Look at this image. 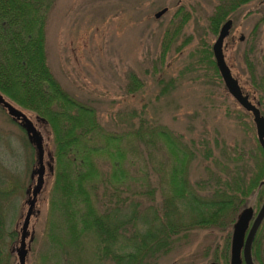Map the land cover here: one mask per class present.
Masks as SVG:
<instances>
[{
	"label": "rangeland",
	"instance_id": "rangeland-1",
	"mask_svg": "<svg viewBox=\"0 0 264 264\" xmlns=\"http://www.w3.org/2000/svg\"><path fill=\"white\" fill-rule=\"evenodd\" d=\"M217 3L218 0H55L45 27L47 64L64 90L96 109L105 131L125 136L140 126L158 125L180 135L193 150L208 146L214 157L222 161L241 154L243 159L238 161V166L243 163L248 166L254 162L251 157L259 146L253 117L227 92L218 69L216 72L206 59L202 60L203 41L212 51L217 37L209 29V17ZM164 7L168 10L156 18L154 14ZM185 18L186 22L177 29L179 21ZM230 18L236 37L242 34L245 40L237 39L235 43L229 38L225 40L226 61L243 89L255 98L254 104L261 102L259 107L264 114V86L258 88L254 83V79L258 82L264 74V0L241 5ZM174 31L177 35L162 55L164 35ZM132 73L143 86L129 93ZM161 80L173 82L165 94L161 93ZM19 108L42 132L46 161L47 151L54 154L53 133L48 123L44 118V122L38 121L32 111ZM135 137L133 134L132 139L124 138L122 144L127 163L131 162L126 167L134 176L138 175L136 172L147 174L146 180L156 187L158 201L162 196L159 170L168 168L167 155L161 142L148 148ZM55 163L53 158L54 173L45 169L43 188L37 195L36 213L29 225L33 239L26 264H110L96 261L97 244L92 233L82 235L76 243L69 240L62 245L51 240L53 222L56 234L66 237L61 216L55 212L51 217L50 213ZM35 164V149L25 131L0 106V189L11 192L5 214L8 230L16 233L15 239H6L2 250L9 252V257L1 255L0 264L18 261L10 248L19 245L21 223L27 210L26 190L35 182L30 178ZM210 164V168L219 169ZM98 166L104 177L110 174L108 161L98 158ZM188 169L192 184L206 176L205 163L199 160L192 161ZM100 183L99 195L104 194V184ZM141 183L135 176L131 185L140 189ZM143 183L146 184L144 180ZM129 186L123 191L130 193L133 188ZM111 189L108 187L104 202L113 203L116 199L114 195L108 196ZM141 203L147 205L144 200ZM231 231L230 226L225 232L217 228L195 229L179 238L172 250L153 264L216 262V252L227 246L226 237L229 233L231 239ZM261 232L264 236V225ZM259 239V252L263 256L264 237Z\"/></svg>",
	"mask_w": 264,
	"mask_h": 264
},
{
	"label": "trees",
	"instance_id": "trees-1",
	"mask_svg": "<svg viewBox=\"0 0 264 264\" xmlns=\"http://www.w3.org/2000/svg\"><path fill=\"white\" fill-rule=\"evenodd\" d=\"M250 1L218 0L209 17L211 33L217 34L231 13ZM54 2L0 0V92L15 105L44 118L53 133L56 173L50 213L51 217L59 213L68 238L56 234L53 222L51 240L62 245L69 240L76 243L82 235L92 233L97 244V262L153 264L172 250L179 238L195 229L217 228L225 232L244 207L251 206L256 213L264 200V147L257 146L251 157L254 162L239 167L241 154L219 160L208 146L193 150L180 135L158 125L140 126L136 133L125 136L110 133L103 129L93 106L64 90L46 57V20ZM185 22L186 18L181 19L177 29ZM175 31L165 33L162 55L177 35L178 30ZM203 45L202 60L206 59L217 72L210 46L204 41ZM261 77L258 82L253 78L258 88L264 86V74ZM160 82L162 94L173 87L172 81ZM142 86V81L130 74L128 92L138 91ZM133 134L148 148L161 142L167 155L168 168L159 170L162 196L158 201L156 187L146 180V173H135L142 182L140 189L131 185L135 176L126 167L127 154L122 144L124 138L132 139ZM98 158L110 164L107 177L99 169ZM195 160L205 163L206 176L192 184L188 168ZM211 162L219 169L210 168ZM98 183L104 184V194H98ZM126 186L133 190L124 192ZM108 187L112 188L108 196L116 197L113 203L103 200ZM10 194L0 189V257H9V252L2 250L6 239L16 238L15 231L8 230L5 214ZM141 199L147 205L142 207ZM263 225L264 221L252 242L253 264H263L258 241ZM229 236L228 233L227 246L217 250L214 257L221 264H229Z\"/></svg>",
	"mask_w": 264,
	"mask_h": 264
},
{
	"label": "water",
	"instance_id": "water-1",
	"mask_svg": "<svg viewBox=\"0 0 264 264\" xmlns=\"http://www.w3.org/2000/svg\"><path fill=\"white\" fill-rule=\"evenodd\" d=\"M168 10L164 7L157 11L154 16L159 18ZM232 25V20H226L220 27L218 36L212 45V52L215 58L216 67L223 80L227 92L243 107L246 111L251 112L253 122L256 128V134L259 143L264 146V117L260 113L258 106L249 99L247 94H243L242 88L237 78L232 74V71L226 63L223 42L228 36L229 30ZM0 106L6 111L12 120L18 124L25 131L28 141L35 149L36 164L31 171L30 177L35 179V182L26 190L27 199L25 205L27 210L25 212L23 221L20 228L19 245L14 247L12 251L17 256V264H26V257L29 251V243L33 239V232L29 231L31 217L36 213L37 195L43 188L45 169L53 170V156L52 153L47 151V160L45 161V144L42 132L35 126L32 119L19 107L14 105L0 92ZM38 121L44 122L43 118H38ZM254 209L251 206L244 207L238 214L235 223L233 224V231L230 245V259L229 264H253L251 256V246L257 229L264 218V202L261 208L254 216ZM252 221V223H251ZM251 223V225H250ZM248 233L246 234V232ZM29 240L27 242V238ZM208 264H221L217 262H210Z\"/></svg>",
	"mask_w": 264,
	"mask_h": 264
},
{
	"label": "flooded vegetation",
	"instance_id": "flooded-vegetation-1",
	"mask_svg": "<svg viewBox=\"0 0 264 264\" xmlns=\"http://www.w3.org/2000/svg\"><path fill=\"white\" fill-rule=\"evenodd\" d=\"M233 13V12H232ZM228 19H231L232 20V25H231V28H230V30H229V34H228V36L224 39V42H223V52H224V49H225V46H226V44H225V40L226 39H228L229 38V40L231 41V43H235L236 42V40L238 39V41H240V42H242V41H244L245 40V36L244 35H242V34H240L238 37H236V34L234 33V31H233V28H234V23H233V19L232 18H230V17H228L226 20H228ZM225 20V21H226ZM224 21V22H225ZM223 22V23H224ZM222 23V24H223ZM222 24H221V26H222ZM220 26V27H221ZM219 30H220V28H219ZM219 30H218V33H219ZM218 33H217V36H218ZM217 38V37H216ZM214 56V55H213ZM224 57H225V53H224ZM214 60H215V58H214ZM225 60H226V58H225ZM226 63H227V61H226ZM215 64H216V62H215ZM228 64V63H227ZM229 66V65H228ZM230 67V66H229ZM231 69V68H230ZM233 74V73H232ZM233 76L235 77V78H237L238 79V81H239V84H240V80H239V78L237 77V75L236 74H233ZM240 86H241V84H240ZM241 88H242V92H243V94H247L248 95V97H249V99L252 101V103H254V100H255V98L254 97H250V95L243 89V87L241 86ZM263 101H264V99H263ZM260 104H261V102L259 101V102H257L256 103V105L258 106V108H259V110H260V113L262 114V116L264 117V114H263V112L261 111V109H260ZM249 112V111H248ZM249 113H251V112H249ZM252 115V114H251ZM18 123V122H17ZM36 126V125H35ZM37 127V126H36ZM44 144H45V142H44ZM259 145L261 146V147H264V146H262L260 143H259ZM47 170H49L48 168H46ZM46 173L47 172H45V176H46ZM50 173H54V169L50 172ZM31 178V177H30ZM32 180H34V179H32ZM263 202H264V200H263ZM263 202L261 203V205L263 204ZM260 208H261V206H260ZM259 208V209H260ZM259 209H258V211H259ZM257 211V212H258ZM257 212L255 213L254 212V216H253V219H254V217L256 216V214H257ZM239 214V213H238ZM238 214H237V216H238ZM236 219H237V217H236ZM236 219H235V221H236ZM235 221L232 223V231H233V224L235 223ZM264 221V218H263V220H262V222ZM262 222L260 223V225L262 224ZM251 223H252V221H251ZM251 223H250V225H251ZM260 225H259V227H260ZM259 227H258V229H259ZM257 229V230H258ZM232 231H231V237H232ZM248 233V231L246 232V234ZM261 235H262V232H261ZM261 235H260V238H262V237H264L263 235H262V237H261ZM28 240H29V238H28ZM260 240V239H259ZM260 242V241H259ZM262 242H263V246H264V241H263V239H262ZM262 244V243H261ZM230 245H231V239H230ZM263 251H264V249H263ZM229 259H230V256H229ZM262 261H263V264H264V253H263V256H262Z\"/></svg>",
	"mask_w": 264,
	"mask_h": 264
}]
</instances>
